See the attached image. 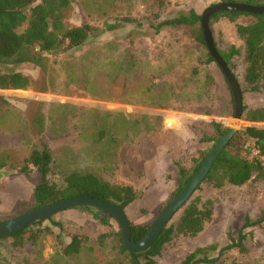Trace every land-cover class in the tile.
Returning <instances> with one entry per match:
<instances>
[{
    "label": "rangeland",
    "instance_id": "obj_1",
    "mask_svg": "<svg viewBox=\"0 0 264 264\" xmlns=\"http://www.w3.org/2000/svg\"><path fill=\"white\" fill-rule=\"evenodd\" d=\"M222 1L73 0L65 9L68 22H88L98 27V35L79 48L50 54L46 71L31 63L2 65L3 70H19L36 82L28 89H0L7 100L0 104V155L8 160L0 170V221L32 209L41 176L26 175L19 167L35 147L46 144L54 179L81 171L132 185L138 197L126 207L130 221L153 224L175 195L179 166L191 170L201 153L213 147L206 134V128L209 135L214 130L213 122L206 120L208 114L224 121V127L234 117L228 82L216 62H205L207 49L194 40L191 28L163 27L157 32L156 25L191 8L202 13ZM252 21V16L236 22L221 18L211 27L219 49L239 50L231 63L242 83L244 103L264 107V90H252L244 82V42L236 30L237 23ZM44 81L48 89L42 91ZM38 111L45 115L43 133L31 129V118ZM177 113L196 114L184 124ZM195 196L213 200L212 218L195 237L175 236L154 264H180L193 251L197 255L192 264H264V179L221 188L204 182ZM182 209L169 223L179 219ZM96 215L104 214L96 208H68L34 226L36 231L50 229L35 242L28 235L22 243L11 236L2 238L0 262L101 264L121 259L114 234L96 250L100 234L121 231L111 215L105 216L107 223ZM73 234L91 240L79 254L66 256L58 237L67 243ZM123 259L131 264L126 256Z\"/></svg>",
    "mask_w": 264,
    "mask_h": 264
},
{
    "label": "trees",
    "instance_id": "obj_2",
    "mask_svg": "<svg viewBox=\"0 0 264 264\" xmlns=\"http://www.w3.org/2000/svg\"><path fill=\"white\" fill-rule=\"evenodd\" d=\"M225 1L264 5V0ZM72 2L73 0H0V89H28L36 82L30 75L19 70H3L2 65L31 63L46 71L50 54L79 48L98 35V27L88 22L80 25H71L68 22L65 9L70 7ZM241 16L254 18V21L250 23H237L236 25L237 34L243 40L245 49L244 82L252 90H264V13L222 10L210 17V29L213 34L211 27L213 20L228 18L230 21L236 22ZM201 17L202 13L191 8L188 12L182 11L174 18L161 21L156 25V31L159 32L163 27H190L194 40L207 49L205 62L209 64L216 61L207 47ZM25 23L27 26L22 32H19L18 29ZM215 45L236 75L231 58L239 50L233 46L228 52H224L219 49L216 41ZM236 77L239 80L237 75ZM239 82L242 85L240 80ZM47 89L48 86L44 81L41 90ZM1 103H7V100L0 95ZM243 108V123L240 124L232 139L221 151L203 183L207 182L216 188H221L227 183L242 186L252 179H264V161L252 154V150L257 149L264 156V107H249L244 103ZM44 121V113L38 111L31 118V129L37 133H43ZM212 125L213 133L208 135L207 139L215 144L228 128L220 122H213ZM210 150L201 153L191 170L179 166L178 187L175 190V195L192 179ZM7 162V156L0 155V170L7 167ZM52 162L53 157L50 149L48 145L43 144L42 148L35 147L19 167V171L26 175L36 172L41 176L35 186L32 209L69 196L89 195L116 203L126 211V207L138 197V193L132 185L112 183L93 172L72 171L54 179L51 175ZM74 207L96 208L91 205ZM96 209L104 214L99 215L101 217L96 215V217L102 223H107L105 216L110 214L102 209ZM213 209V200L203 201L200 196L191 197L183 207L179 219L176 222L168 223L149 248L135 253H131L123 244L122 231L102 233L96 239L99 245L98 248L95 247L96 250L99 251L105 240L114 234V236H118L120 243L117 248L122 257L117 261L105 260L101 264H126L124 256L129 259L128 262L131 264H154L156 257L161 255L164 246L171 242L175 236L195 237L201 233L205 229L206 223L212 218ZM51 218L52 216L47 219ZM45 220L17 232L0 234V239L11 236L15 238L16 243H22L25 236L28 235V239L35 242L43 231L50 230L49 227L33 230L34 226L43 225ZM56 224L61 225L60 222H56ZM151 225L147 223L136 225L131 222V240L139 241L148 232ZM89 240L91 237L73 234L70 241L64 243L58 237L61 251L66 256L79 254ZM196 255L197 251H193L180 264H192ZM0 264L3 263L0 262Z\"/></svg>",
    "mask_w": 264,
    "mask_h": 264
},
{
    "label": "water",
    "instance_id": "obj_3",
    "mask_svg": "<svg viewBox=\"0 0 264 264\" xmlns=\"http://www.w3.org/2000/svg\"><path fill=\"white\" fill-rule=\"evenodd\" d=\"M222 10H241L254 13H264V5L222 1L206 7L202 12L201 20L207 47L212 56L215 58L216 63L222 70L223 75L226 77L234 98L235 103L233 121L232 124L227 127L228 129L226 132L213 145L209 154L192 179L162 209L148 232L139 241H132L131 221L126 211L118 204L89 195H76L60 199L51 204L35 207L21 215L0 221V234L13 233L33 226L35 223L45 220L55 213L69 207L78 205H91L108 212L116 219L122 231L123 244L131 253L144 251L152 245L162 229L188 203L194 193L198 190L199 186L203 183L215 160L238 130L243 117L244 103L242 87L228 63L220 55L210 29V17L216 12Z\"/></svg>",
    "mask_w": 264,
    "mask_h": 264
},
{
    "label": "crops",
    "instance_id": "obj_4",
    "mask_svg": "<svg viewBox=\"0 0 264 264\" xmlns=\"http://www.w3.org/2000/svg\"><path fill=\"white\" fill-rule=\"evenodd\" d=\"M216 76V75H215ZM216 81H218L217 83L218 84H220V85H222L220 82H221V77H218V76H216ZM163 115L165 114V115H167L168 113H162ZM178 114V119H183V123L185 124V122H186V120L190 117V116H193V115H195L196 113H177ZM199 115L201 116V117H203V116H205V115H207V114H205V113H199ZM206 117V116H205ZM210 117H215V115H213V114H208V118L209 119H206V120H209L210 122H220V123H224V121H222V120H212V119H210ZM208 121V122H209ZM182 123V124H183ZM178 126V125H177ZM180 126V125H179ZM178 126V127H179ZM186 126V125H185ZM209 129L208 128H206V134H210L209 133V131H208ZM179 133H182V132H180V131H178ZM183 134V133H182ZM196 147H198V148H202V146H201V144H198V145H195ZM251 181V180H250ZM249 182V181H248ZM247 182V183H248ZM246 184V183H245ZM244 184V185H245ZM133 203V202H132ZM131 203V204H132ZM145 224V223H144Z\"/></svg>",
    "mask_w": 264,
    "mask_h": 264
},
{
    "label": "built area",
    "instance_id": "obj_5",
    "mask_svg": "<svg viewBox=\"0 0 264 264\" xmlns=\"http://www.w3.org/2000/svg\"><path fill=\"white\" fill-rule=\"evenodd\" d=\"M252 154H253L254 156H258L262 161H264V156H263L262 154H260L259 150H257V149H253V150H252Z\"/></svg>",
    "mask_w": 264,
    "mask_h": 264
}]
</instances>
